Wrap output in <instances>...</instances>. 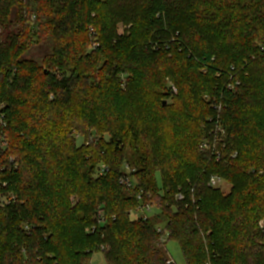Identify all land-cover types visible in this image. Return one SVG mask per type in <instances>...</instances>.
Listing matches in <instances>:
<instances>
[{
  "label": "trees",
  "instance_id": "obj_1",
  "mask_svg": "<svg viewBox=\"0 0 264 264\" xmlns=\"http://www.w3.org/2000/svg\"><path fill=\"white\" fill-rule=\"evenodd\" d=\"M2 105L0 264H264V0H0Z\"/></svg>",
  "mask_w": 264,
  "mask_h": 264
},
{
  "label": "built area",
  "instance_id": "obj_2",
  "mask_svg": "<svg viewBox=\"0 0 264 264\" xmlns=\"http://www.w3.org/2000/svg\"><path fill=\"white\" fill-rule=\"evenodd\" d=\"M232 71H234L233 68H232ZM232 78L233 77H231V79ZM236 85H239V82L236 83ZM236 85L233 84V83H229L228 84V88L231 89V90H234L236 88ZM123 87H124V85H123ZM176 91H177V88L175 86H172L171 87V94L172 95H176V93H177ZM3 108H4L3 105L0 106V111ZM213 108L216 109L219 112L221 111V105H218L216 103L213 105ZM2 119H4L3 115H2ZM213 135H214L213 142H211V143L205 142V143L202 144L201 148L204 149V150H209V151L215 152L213 154H214L215 158L217 159V161H219L221 159V155H220V153L216 152V150H217L218 145H220V144L224 145L225 144V136H226L225 131H224V129L222 128V126L220 124H216V127H215V129L213 131ZM107 171H108L107 167L103 166L101 168V173H105ZM130 172H131V170L129 169V167H127L124 175L120 179L121 185L126 186V187H131L132 186L133 183H132V180L129 177V173ZM224 183H225L224 180L222 178H220L219 176H212L210 178L209 186L212 187V188H221V186ZM139 199H141L140 196H139ZM176 199H177V201L182 202V201L185 200V196H184V194L179 193L176 196ZM155 210H156V207H154L150 203L142 204L138 208H136L135 216H136V218H142L144 220H148V219H150L151 217H153L155 215V214H153ZM100 218H101L100 223H102L104 221V217L102 215H100ZM156 230H157V232L159 234H161V237H160L161 243H166L167 242V236H165V234L162 233L163 227L162 226H157ZM101 251L102 252L104 251V247H102Z\"/></svg>",
  "mask_w": 264,
  "mask_h": 264
},
{
  "label": "rangeland",
  "instance_id": "obj_3",
  "mask_svg": "<svg viewBox=\"0 0 264 264\" xmlns=\"http://www.w3.org/2000/svg\"><path fill=\"white\" fill-rule=\"evenodd\" d=\"M130 26V27H129ZM132 25H128V27L126 25H124L123 23L118 24V35L119 36H124L126 35L127 31L130 30ZM31 59H38L39 58V53H31L30 57ZM175 86V82L170 79V78H166V90L165 92H167V94L169 95V92H171V87ZM177 88V87H176ZM176 95L178 94V89L176 91ZM52 95V94H51ZM168 99V97H167ZM168 100H172V98L169 96ZM222 190L227 193L229 191V186L224 183L221 186ZM9 201L7 200V196L4 194L0 195V205L4 206V203H8ZM158 213V211H154L153 214ZM152 214V215H153ZM260 226L262 229H264V220L261 221ZM166 249L169 255V258L175 263V264H186V260L184 258V255L179 247V245L176 242H167L166 244ZM92 264H105V260L102 254H97L94 256V259L92 260Z\"/></svg>",
  "mask_w": 264,
  "mask_h": 264
},
{
  "label": "water",
  "instance_id": "obj_4",
  "mask_svg": "<svg viewBox=\"0 0 264 264\" xmlns=\"http://www.w3.org/2000/svg\"><path fill=\"white\" fill-rule=\"evenodd\" d=\"M164 105H167V101L164 102Z\"/></svg>",
  "mask_w": 264,
  "mask_h": 264
}]
</instances>
